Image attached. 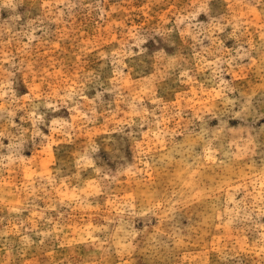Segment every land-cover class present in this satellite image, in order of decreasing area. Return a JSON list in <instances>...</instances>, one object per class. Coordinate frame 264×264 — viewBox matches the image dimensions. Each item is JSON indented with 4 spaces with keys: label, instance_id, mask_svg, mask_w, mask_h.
Wrapping results in <instances>:
<instances>
[{
    "label": "rangeland",
    "instance_id": "rangeland-1",
    "mask_svg": "<svg viewBox=\"0 0 264 264\" xmlns=\"http://www.w3.org/2000/svg\"><path fill=\"white\" fill-rule=\"evenodd\" d=\"M0 264H264V0H0Z\"/></svg>",
    "mask_w": 264,
    "mask_h": 264
}]
</instances>
